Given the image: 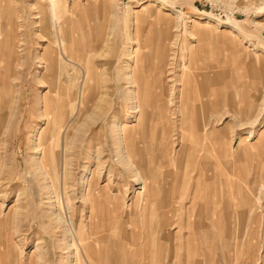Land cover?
Masks as SVG:
<instances>
[{
    "label": "rangeland",
    "instance_id": "1",
    "mask_svg": "<svg viewBox=\"0 0 264 264\" xmlns=\"http://www.w3.org/2000/svg\"><path fill=\"white\" fill-rule=\"evenodd\" d=\"M0 264H264V0H0Z\"/></svg>",
    "mask_w": 264,
    "mask_h": 264
},
{
    "label": "bare ground",
    "instance_id": "2",
    "mask_svg": "<svg viewBox=\"0 0 264 264\" xmlns=\"http://www.w3.org/2000/svg\"><path fill=\"white\" fill-rule=\"evenodd\" d=\"M50 7H51V10L52 11H54V0H50ZM53 13V12H52ZM54 14V13H53ZM55 15V14H54ZM53 20H55V19H53ZM194 22H197V21H194ZM207 22V21H206ZM54 23V22H53ZM196 25L197 24H199L198 22L197 23H195ZM201 24V23H200ZM208 29V28H207ZM63 44H61L60 43V47L62 46ZM64 48V47H63ZM59 52H60V49H59ZM59 56H60V66L62 65L63 67V69H65V70H63V71H65L66 72V70H67V67H68V65H71L72 64V61H71V59L70 58H67L66 56H64L63 55V53L62 52H60V54H59ZM49 61V63H52L50 60H48ZM65 62L67 63V64H65ZM55 63V62H54ZM67 66V67H66ZM62 68H60V69H62ZM62 72V71H61ZM86 75V74H85ZM64 77H65V75H64ZM205 79V78H204ZM220 79V78H219ZM66 79L64 78V81H65ZM146 84H147V82H146ZM196 84V87H195V89H196V92H195V94L194 95H191L190 94V90L189 91H185L186 89H187V87H188V85H187V82L185 81V85H183L182 86V89L180 90V100L182 99V98H184V93H185V95H186V97H187V103L188 102H191L192 101V103L193 102H196V101H200L199 100V98H202V97H204L203 96V93L202 92H199V96H198V89L197 88H199V86H198V83H195ZM150 87V86H149ZM184 88H185V90H184ZM144 89H146V88H144ZM189 89V88H188ZM80 94V93H79ZM140 94V93H139ZM141 96H142V98H143V96H144V92H142L141 93ZM225 98L228 100V96H225ZM153 99V100H152ZM144 100V99H143ZM225 100V99H224ZM151 101H153L155 104H154V109H157V110H161L162 112H166L167 110H168V103H169V96L166 94V90H162L161 92H158L157 94H155V95H153V96H150V98H149V103L151 102ZM187 105V104H186ZM219 105V101H218V103H217V106ZM149 106H151L150 104H149ZM185 107V106H184ZM78 108V107H77ZM187 108V107H186ZM138 109L139 110H136V112H139L140 113V117L138 118V123L140 122V119H141V123H143V117H144V113H145V107H144V105H143V102L142 101H140L139 103H138ZM197 109H199V108H197L196 106H193L192 107V110H193V116H192V114L191 115H189V117H191V118H188L189 120H187L186 122H185V118H184V112H183V108H180L179 109V113H180V119H181V122H182V126H183V128H184V130H187V131H189L190 132V136L192 137V142H193V144H197L199 141H197L198 139H200V138H202V132H203V130H202V128H203V125H202V121H203V118L199 115V112H197ZM199 111H200V109H199ZM157 112V111H156ZM191 112V111H190ZM201 112V111H200ZM143 116V117H142ZM66 125V124H65ZM163 126H164V128H163V130H164V133L166 132L167 134V137H166V139H168L169 138V134L170 133H168V131H166L165 129H167V128H165V127H167V125H169V120H167V117H165L164 116V119H163V124H162ZM171 125V124H170ZM123 127H125V128H123ZM122 128H121V132L123 133V138H122V143H123V146L124 147H126V145L128 146H130L131 145V142H130V140H132V138H129L128 136H126V132H128V126H127V128H126V125H124ZM171 127V126H170ZM162 130V129H161ZM128 135H129V133H128ZM131 135V134H130ZM200 135V137L198 138L197 136H199ZM134 141V140H133ZM191 154L192 155H196V154H198V152H196L195 150L194 151H191ZM223 154H225V152L223 153ZM226 155V154H225ZM204 156H205V154H204ZM207 156V155H206ZM145 200V199H144ZM73 226V225H72ZM72 226H71V228H72ZM71 234V233H70ZM72 238H73V240L75 239L76 240V238H77V235H76V232L74 233V232H72ZM75 243V242H74Z\"/></svg>",
    "mask_w": 264,
    "mask_h": 264
}]
</instances>
